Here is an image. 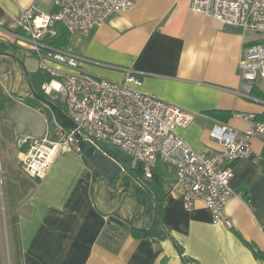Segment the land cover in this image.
Wrapping results in <instances>:
<instances>
[{"label":"crops","instance_id":"obj_1","mask_svg":"<svg viewBox=\"0 0 264 264\" xmlns=\"http://www.w3.org/2000/svg\"><path fill=\"white\" fill-rule=\"evenodd\" d=\"M191 2L141 0L86 37L70 35L64 49L86 58L83 69L102 79L123 82L126 70H137L143 92L200 114L178 133L197 152L213 155L223 150L211 136L219 122L242 134L250 124L235 114L264 113L261 96H245L239 67L245 48L256 41L241 28L192 12ZM33 5L46 14L58 11L53 0H0V63L10 61L3 64L9 69L0 67V264H184L182 256L193 264H264L254 255L264 254L260 136L252 138V156L234 165V194L225 209L232 228L214 224L202 202L187 210L176 171L158 165L161 217L169 235L164 239L132 235L149 230L156 213L123 167L109 182L83 152H70L56 159L44 180L23 170V134H60L51 136L41 108L25 103L34 92L23 68L11 61L10 54L24 50L14 37L22 33L21 12ZM57 121L63 130L73 127Z\"/></svg>","mask_w":264,"mask_h":264},{"label":"built area","instance_id":"obj_2","mask_svg":"<svg viewBox=\"0 0 264 264\" xmlns=\"http://www.w3.org/2000/svg\"><path fill=\"white\" fill-rule=\"evenodd\" d=\"M58 7L46 14L36 6L21 12L19 44H27L38 62V69L50 76L43 85L46 95H62L66 114L73 127L56 138H21L23 170L44 180L56 159L64 153L83 152V146L100 148L109 142L133 157L141 165L146 178L160 163L176 171L181 190L180 199L187 210L202 202L210 211L212 222L232 228L225 213L234 191L231 181L237 161L253 154L252 138L264 139V121L254 114L237 113L235 117L250 124L242 134L232 126L217 124L211 136L221 142L223 150L210 155L194 150L178 133L200 114L179 107L142 91V74L128 69L123 82L96 77L82 67L88 61L52 44L57 27L71 35L88 36L113 14L134 8L141 0H53ZM190 9L224 25L241 28L264 36V0H192ZM240 75L252 98L255 91H264V39L245 48L240 61ZM264 104V100L261 101ZM110 234L119 238L118 231Z\"/></svg>","mask_w":264,"mask_h":264},{"label":"trees","instance_id":"obj_3","mask_svg":"<svg viewBox=\"0 0 264 264\" xmlns=\"http://www.w3.org/2000/svg\"><path fill=\"white\" fill-rule=\"evenodd\" d=\"M58 35L52 41V44L59 48H66V45L69 42L70 35L63 27H57ZM4 50L0 49V54L3 53ZM51 77L38 71V73L31 77L28 76V82L34 92V99H27L25 103L33 108H41V102L47 104L54 108L57 111V119L66 125L67 123H71V120L68 118L66 114L65 104H59L50 99L48 95L45 94L43 90V85L51 81ZM255 94L264 97V95L258 90L255 91ZM260 121H264V113L258 118ZM89 148V146H83V153ZM157 168L153 170L152 178H146L141 165H136V168L129 173L132 177H134L141 185L140 193L142 195L147 196V200L150 202L156 213V222L149 230H134L132 231V235L137 238H148V237H157V238H167L169 235L164 233L165 227L163 225L161 211L163 210V200L164 197L161 195L163 192V181L159 178L157 173ZM181 254H183V249L180 248ZM254 255L256 258H264V254H261L257 251H254ZM184 264H193L194 262L186 257L183 258Z\"/></svg>","mask_w":264,"mask_h":264},{"label":"rangeland","instance_id":"obj_4","mask_svg":"<svg viewBox=\"0 0 264 264\" xmlns=\"http://www.w3.org/2000/svg\"><path fill=\"white\" fill-rule=\"evenodd\" d=\"M248 34H249V39H253L256 42L257 41L259 42L261 39H264V36L262 35L260 36L254 32H248ZM21 46L24 50L18 51L19 53L17 54V56L15 54H10L12 58L11 61L18 62V64L25 71L26 78L28 79V76L33 77L38 73L39 71L38 64H37L38 62L35 59V56H33L31 53L27 51L29 50V46L27 44L22 43ZM1 62L2 63H0V67H2V69L4 68L3 71H5L6 68L9 69L7 65L5 66L3 64L10 62V61H1ZM257 84H259L262 90L264 91V83L258 82ZM49 97L51 100H53L56 103L62 104L63 102L62 95L57 92H53ZM262 98L264 99V97ZM2 100L3 98L0 97V103L2 102ZM41 110L43 111L47 119V128L49 130V133H51V136H55L56 131L58 133H61V130L63 129H61L62 127L58 123L57 115H55V112L52 109V107L48 106L47 104L42 103ZM23 135L28 136L27 134L26 135L23 134ZM100 147L105 153H107L110 157H112L113 159H115L117 162H119L122 165V167L124 168L123 170L124 172H127V175L129 174L128 172L136 168L137 164L135 160L133 159V157L128 155L122 149L114 146L113 144L109 142H102L100 144ZM177 184H178V179H177Z\"/></svg>","mask_w":264,"mask_h":264},{"label":"water","instance_id":"obj_5","mask_svg":"<svg viewBox=\"0 0 264 264\" xmlns=\"http://www.w3.org/2000/svg\"><path fill=\"white\" fill-rule=\"evenodd\" d=\"M84 155L109 182H113L122 171L121 164L100 148L89 147Z\"/></svg>","mask_w":264,"mask_h":264}]
</instances>
